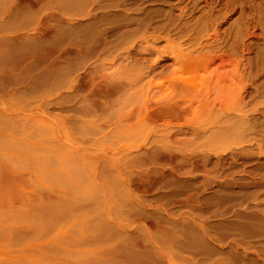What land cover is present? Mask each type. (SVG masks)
Masks as SVG:
<instances>
[{
	"label": "rangeland",
	"instance_id": "1",
	"mask_svg": "<svg viewBox=\"0 0 264 264\" xmlns=\"http://www.w3.org/2000/svg\"><path fill=\"white\" fill-rule=\"evenodd\" d=\"M70 1L76 0H0V264L223 261L226 250L208 242L210 259L186 251L182 229L192 224L190 232L199 236L201 225L211 233L226 231L218 183L244 174L231 151L223 155L224 167L214 162L224 149L222 110L232 99L207 94L211 71L186 66L172 54L194 51L196 58L216 51L242 58L233 46L237 29L248 33L239 40L263 47L261 28L238 17L246 1L244 16L263 19L264 0ZM181 8L189 14L180 17ZM171 14L177 18L171 33L158 32L171 41L140 45L139 25L151 21L153 31ZM217 26L220 45L212 36ZM200 40L215 44L201 51L195 48ZM260 49L245 50V62ZM184 81L196 90L185 99L178 92ZM175 103L174 113L159 118ZM205 103L220 110H207ZM154 150L181 157L176 171L158 163ZM110 155L131 158L128 172L105 168L101 159ZM129 175L135 181L124 187L120 178ZM193 192L199 202L186 201Z\"/></svg>",
	"mask_w": 264,
	"mask_h": 264
},
{
	"label": "bare ground",
	"instance_id": "2",
	"mask_svg": "<svg viewBox=\"0 0 264 264\" xmlns=\"http://www.w3.org/2000/svg\"><path fill=\"white\" fill-rule=\"evenodd\" d=\"M78 1L80 2L81 0H78ZM85 1L88 2L87 0H84V3H85ZM89 1L92 2L91 0H89ZM103 1H105V0H103ZM178 1H185V0H178ZM205 1H208V0H205ZM68 2H69V0H67V3ZM75 2H73V3H75ZM108 2H111V1H108ZM125 2L127 3L128 1H125ZM191 2H193L194 5H196L197 2H199V1L198 0H192ZM77 3L78 2H76V5H77ZM82 3H83V0H82ZM82 3L80 2V5ZM189 3H190V0H189ZM232 3H234V1ZM259 3H263V2L260 1ZM106 4H108V3H106ZM225 4H226V6H228L229 3H225ZM85 5L87 6V4H85ZM89 5H90V3H89ZM114 5H116V4H114ZM186 5H187V3H186ZM243 5H244V7H241V9H240L241 11H239L241 15L238 18L245 17V19L244 18L243 19L244 20L248 19L247 22H250L248 24V26L253 25L254 28H256V27L261 28L260 32H262L261 35L263 36V42L262 41L261 42L264 45V17H263V19L258 18V17L256 19V17H255L256 13L250 14L249 12H248L249 14L247 17H246V15L244 16V14H245L244 10L247 8L246 7V1H244ZM106 7H108V6H106ZM186 7L187 6H185V8ZM223 7L225 8L224 4H223ZM248 7H250V6H248ZM258 7H262L261 4L258 5ZM258 7H254L255 10ZM98 8L101 9L103 7H98ZM175 8H176V6H175ZM185 8L179 9L180 10V17H184L185 15L189 14L185 10ZM104 9H105V7H104ZM253 9H250V10H253ZM261 9H258V10L260 11ZM131 10H132V8H131ZM134 10L137 11L138 9L136 8ZM171 10H172V8H171ZM231 10L238 12V7H233V9H231ZM225 12L227 13V11H224V13ZM253 12H255V11L253 10ZM260 12H262V11H260ZM260 12H258L257 14H259ZM90 13H91V11H90ZM167 13H170V12H167ZM263 14H264V12H263ZM134 15H136V14H134ZM140 16H142L141 13H140ZM104 17H106V16H104ZM260 17H262V16H260ZM93 18H95V17H93ZM169 18L170 19H169L168 23L163 24L162 27H154L153 31H150V29L152 28L151 21L145 23V25H143V23L140 24L139 29L143 30L142 35L139 37V42L141 43L140 45H143L145 48H155L156 43L159 42L161 39L166 40L167 42H170L171 41L170 35H168V37L166 38V37H162L160 34H158V32H160L161 30L165 31L166 29H168L167 34L171 33V31L169 30V28H170L169 26H171V28H172L173 26L171 24H174V23H171V22L176 21L177 18L174 17V15H172V14H171V17L169 15ZM213 20H214V18H213ZM242 22H243V20H242ZM243 23L245 24V22H243ZM241 26H242V24H241ZM243 26H245V25H243ZM201 28H200V30H201ZM217 28H218V26L215 28V32L212 35L215 38L213 40L214 42H217L220 39V37L222 36L220 31ZM234 29H233V31H236V27ZM202 30H203V28H202ZM237 30L238 31L236 32V36H237L238 40H234L235 42L233 43L234 44L233 46L235 47V49L237 48L236 54H238V51H239V53L242 54V58L241 57L237 58V59L233 58L234 57L233 55L235 53L233 55H231L228 52H225L223 55L221 54V56H220V54L215 55L216 53H213V52H216V51H213L210 53H208V52L207 53H203V52L201 53L199 51L200 53L197 54L196 58H194V56H195L193 54L194 51L191 54H187V55L183 52H178V53L173 52V54H172L173 57L176 59V61H179L180 63H183L186 66L194 65L199 70L201 69V70H210L211 71L210 75L213 76V80L211 79L213 85H212V87L210 86L207 88V94H212L214 92H216V94H217V92H222L223 94L228 95V99L229 98L232 99V100L230 99L232 101V103H230L231 101H229V103L226 105V108L224 107L223 110L221 109L224 112L225 116L223 114L222 115L226 118L223 122L224 128H222V126H221V128L223 130H225L223 132V134L221 133L222 134L221 142L224 143V149H222L221 152H217V154H216L217 157H216V160L214 162L216 164H219V165L221 164L224 167V165L226 163L225 162L226 159H225V157H223V155L226 154L227 152L231 151V152H233L231 155V157H232L231 160L235 161L236 165L242 164L243 168H242L241 173H244V174L243 175L240 174L241 176H239V177H241V178H239V177L237 178V176L235 177L233 175L234 173H231V175H227L228 177L226 179H224L218 183V185L222 189V190H220V192H222V193H220V198H221V202L223 203V206H224L223 209H224L225 213L223 215L226 216L225 222H227L226 225L224 224L225 227L223 224L222 225H223V229H226V231L223 230V233H220L217 231H212V233H211L208 228H206L200 224L201 225V227H200L201 231L199 232V234H200V236H199L195 232H190V231H192L191 230L192 224L186 225L187 229H186V226H184V229H182V232L184 233V236L186 238V241L185 242L183 241V243H182V247L186 251H189L192 254H195L196 256H202L203 255L206 259L211 258V252H213V251H211L207 248L208 247L207 245H209L208 243L213 244V248H212L213 250H214V248H216L217 250H220V248H222L223 250H226L225 254L227 257L224 255V252H223V254L221 253L222 255L225 256L223 261L221 260L222 258H220L218 256V258H216V259L213 258L214 260L212 259L211 263L209 262V264H220L221 261H222L221 264H264V46L260 47L258 45V40L256 41V43L252 42V40L249 41V43H248V41H246L247 39L246 40H242V39L239 40L238 36H240L244 32L241 33V32H239V29H237ZM182 31H180V32H182ZM243 31H244V29H243ZM128 34H130V33H128ZM244 34H248V33L245 32ZM252 34H253V37L256 39L262 38L261 36L256 34V32H254ZM133 35H135V34H133ZM178 36H180V35H178ZM199 36L200 35H198V37ZM247 36L244 35L243 37H247ZM182 38H183V36H182ZM195 38H196V40L198 39L197 37H195ZM204 38L206 39V37H204ZM204 38H201V39H204ZM210 38L212 39L213 37L209 36V39ZM229 38H230L229 36H228V38L226 37V42L229 40ZM178 39H179V37H178ZM150 40H153V41L151 42ZM222 40H223V38H222ZM201 41L202 40H200L199 43H196L197 47H195V43H194V46H192V47L193 48L194 47L195 48H201L200 50L202 51L203 48H205L206 46L211 47V44L212 45L215 44V43L213 44V42L210 44L211 41H207V42L205 41L206 43L203 41L201 42ZM224 45H226V43ZM241 46H242V48H240ZM138 47H140V46H138ZM214 47H216V45ZM218 47H220V46H218ZM141 48H143V47L141 46ZM174 48H175V46H174ZM252 48L253 49L254 48H261V49L256 54L255 57H253V58L251 57V58L247 59V62H245L246 57H245L244 51L245 50L250 51V50H252ZM235 49H234V52H235ZM220 59H221V62H220ZM194 86L195 85H192V83L184 81L181 84V86L178 88L179 89L178 92H179L180 97L185 99L189 95L193 94V91L195 90ZM76 90H78V89L76 88ZM200 91H201V89H200ZM226 99H227V97H226ZM204 105L207 106V108H206L207 110L212 109V111H213V110L218 108L217 107L218 105L216 106L215 104L213 107L209 103H205ZM188 106H190V105H188ZM175 107H177V103L170 105L168 108L167 107L164 108L165 110L162 109V111H159L158 112V114H160L159 118H162L161 117L162 115L167 117L168 115L174 113ZM178 108L180 110V105L178 106ZM186 109L189 110V108H187V107L184 108V110H186ZM217 110H220V108ZM157 143H159V142H157ZM234 149H235V151H233ZM157 151H155V150L153 151V155L156 156L157 162L161 163V164H164V162L171 164L172 165L171 170L173 172H175L176 171V167H175L176 160L180 159L181 157H179L177 154H175V152L164 153V152H157ZM254 158L256 159V161H254L256 163L251 164V162L254 160ZM131 160L132 159L128 158V156L114 158V157H111V155H110V157H104L103 159H101V162L103 163V166L105 168L108 167L110 171L111 170L118 171L119 169H121L123 171H127L131 165ZM207 160H210V158ZM240 160H243V161L240 162ZM237 162H240V163H237ZM247 165H249L248 168L244 167ZM164 171H162L161 173L164 174L165 173ZM172 171H170V172H172ZM224 175L226 176V174H224ZM225 176H223V177H225ZM54 178L52 177V179H54ZM59 178L57 176V179H59ZM138 180H140V179H138ZM121 181L125 187V186H130L133 183V181H135V180L132 177H130V175H129V177L128 176H122V178H120V182ZM140 181H142V180H140ZM150 186H151V184H150ZM231 186H232V188L233 187L237 188L236 191L228 192L229 191L228 189L231 188ZM247 188H251V190L248 191ZM238 189H240V191H238ZM244 189L247 191H244ZM182 192L180 193V195L182 194ZM193 193L192 194L188 193L189 195L187 194L188 195V197L186 198L187 202L193 201V203H195L194 201H196L195 199L197 197H195L196 193L195 192H193ZM171 194H172V192H171ZM166 195H167V197L166 196L165 197L168 198V194H166ZM170 196L172 197V195H170ZM174 196H175V194H174ZM176 197H177V195H176ZM198 199H199V197L197 198V200ZM182 200H183V198H182ZM186 201H184V202H186ZM199 201L200 200H198V202ZM216 201H217V199H216ZM212 228L215 229L216 227H212ZM184 230H185V232H184ZM180 241H181V239H180ZM179 244H181V243H179ZM213 254H216V253H212V255Z\"/></svg>",
	"mask_w": 264,
	"mask_h": 264
}]
</instances>
